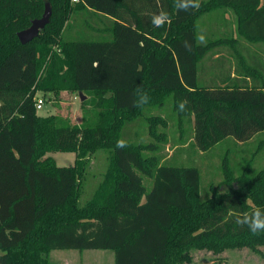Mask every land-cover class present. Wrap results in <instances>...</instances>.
I'll return each mask as SVG.
<instances>
[{"label":"trees","instance_id":"obj_1","mask_svg":"<svg viewBox=\"0 0 264 264\" xmlns=\"http://www.w3.org/2000/svg\"><path fill=\"white\" fill-rule=\"evenodd\" d=\"M47 3L50 22L22 44L18 33L43 16ZM161 9L169 20L154 27L151 16ZM218 11L234 16V28L227 22L222 37L201 45L198 22ZM244 43L264 47V0H199L189 12L176 0H0V264H55L54 250L111 251L114 264L190 263L191 249L262 255L264 232L251 233L236 217L264 210V170L253 174L246 166L235 175L225 159L230 191L202 200L197 168L144 155L160 150L166 140L157 129L167 124L145 111L168 99L180 128L193 118L202 151L264 133V64L245 55ZM223 47L233 52L238 78L229 72L227 81L201 86V63ZM141 88L149 102L137 107ZM38 93L60 102L62 93L82 94L93 117L81 124L60 114L42 117ZM183 100L187 110L180 112ZM140 118L155 142L124 138ZM121 138L124 149L116 147ZM100 150L112 152L109 166L81 207L86 172ZM57 151L74 152V165L60 167L47 156ZM143 176L153 181L149 192Z\"/></svg>","mask_w":264,"mask_h":264},{"label":"rangeland","instance_id":"obj_2","mask_svg":"<svg viewBox=\"0 0 264 264\" xmlns=\"http://www.w3.org/2000/svg\"><path fill=\"white\" fill-rule=\"evenodd\" d=\"M202 1V0H200ZM220 11L204 16L198 22L199 33H203L206 38L222 37L223 23L218 18ZM229 21L235 24L233 16H229ZM233 24L231 29L234 28ZM230 29V28H229ZM251 47L254 59L264 64V47L260 44L249 45ZM245 46V47H246ZM221 51L224 58L214 60V53H210L205 57L200 66L199 84L201 86H210L212 75L215 72L223 74H236V59L229 47H223ZM233 57H231V55ZM248 57V54L245 53ZM223 63V66L220 64ZM224 69V70H223ZM221 70V71H219ZM44 100L42 109L38 110V115L47 117L50 115L60 114L64 118L69 119L73 124H81L85 118L93 117L94 111L90 105L81 106L80 97L72 93H62L61 102L52 94H37ZM146 115L161 116L166 119V126L160 125L158 132L165 134V142L159 145L158 152L145 151L144 155H156L160 158L161 164L180 167H195L200 171V193L202 200H209L213 197V193L230 191V186L224 183V160L227 159L228 167L235 175L241 174L246 166L255 174L264 170V133L255 135L247 142H238L235 138L229 137L207 151L198 148L194 140L193 118H187L183 127L180 128L177 122L176 114L172 110L171 99L162 108H148ZM84 120V121H83ZM123 136L127 140L139 143L155 142L153 137L148 135V127L143 118L128 124ZM55 160L60 167L73 166L76 160L74 152H50L47 154ZM112 156L111 151L100 150L92 158L87 169L86 176L81 188V197L79 205L86 206L87 202L94 196L97 188L104 180L109 162ZM248 170V171H249ZM235 178V176H234ZM232 185L237 188L238 183L233 180ZM143 183L149 192L152 188L153 181L143 176ZM262 255H258L248 248L242 250H226L219 255H215L205 249H191L192 262L184 264H264V247L260 248ZM61 256H70L78 258L66 261L67 264H114V254L111 251L104 250H54L49 254V258L55 264H63ZM63 261V262H62ZM65 264V263H64Z\"/></svg>","mask_w":264,"mask_h":264},{"label":"clouds","instance_id":"obj_3","mask_svg":"<svg viewBox=\"0 0 264 264\" xmlns=\"http://www.w3.org/2000/svg\"><path fill=\"white\" fill-rule=\"evenodd\" d=\"M176 7L180 11L189 12L199 8V0H176ZM169 20L168 13L161 9L158 13H154L151 16L150 22L154 27H163ZM198 42L203 45L206 44V36L201 33L197 37ZM184 48L186 51L192 50V44L189 41L184 42ZM149 102V96L143 89L138 90V99L135 101V106L142 107ZM187 100H183L178 105V110L184 112L187 110ZM128 146V142L121 138L116 142V147L124 149ZM236 223L241 227L246 226L248 230L256 234L258 232H264V210L256 208L250 214L245 212L242 215L236 217Z\"/></svg>","mask_w":264,"mask_h":264},{"label":"water","instance_id":"obj_4","mask_svg":"<svg viewBox=\"0 0 264 264\" xmlns=\"http://www.w3.org/2000/svg\"><path fill=\"white\" fill-rule=\"evenodd\" d=\"M51 15H52V10L50 4L47 3L43 16L40 19L34 20L28 29L18 33V38L21 41V43L26 44L37 38L41 30H43L46 27V25L50 22ZM85 98L86 97L82 96L81 94V101L85 100Z\"/></svg>","mask_w":264,"mask_h":264},{"label":"crops","instance_id":"obj_5","mask_svg":"<svg viewBox=\"0 0 264 264\" xmlns=\"http://www.w3.org/2000/svg\"><path fill=\"white\" fill-rule=\"evenodd\" d=\"M233 16L231 13H226V14H224L223 15V13L222 12H220L219 13V15H218V18L220 19V21L223 23V25L225 26V25H228L227 24V22H230L229 20V16ZM234 17V16H233ZM230 24L232 25L233 23H231L230 22ZM233 26H234V24H233ZM247 49H248V51L246 50V51H244V53H247L248 54V56L251 54V53H253L254 51H252V49H251V47H246ZM222 49V48H221ZM221 49H217L216 51H214L213 53L215 54V56H214V60H220L221 59V57L222 58H224V53L221 51ZM230 55H231V53H230ZM231 57H233L232 55H231ZM223 66V63H221L220 64V66ZM224 70V69H223ZM219 71H221V70H219ZM236 72V71H235ZM230 73H231V70H230ZM227 74H229V73H225V74H223L222 72H218L217 73V76L215 77V78H212V79H215L217 82H214L215 84H221L223 81H227L228 80V75ZM231 77L232 78H238V75H237V73L235 74V73H231ZM213 83V84H214ZM61 97H62V95H61ZM76 258H78L77 256H75V257H70V256H61L60 257V259L61 260H64L65 262V264H67L66 263V261H71V260H74V259H76ZM63 262V261H62ZM63 263V264H64Z\"/></svg>","mask_w":264,"mask_h":264},{"label":"built area","instance_id":"obj_6","mask_svg":"<svg viewBox=\"0 0 264 264\" xmlns=\"http://www.w3.org/2000/svg\"><path fill=\"white\" fill-rule=\"evenodd\" d=\"M74 2H77L78 0H73ZM44 105V100L40 97H36V108H37V111L42 109V106Z\"/></svg>","mask_w":264,"mask_h":264}]
</instances>
